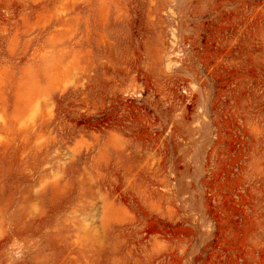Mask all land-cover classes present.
<instances>
[{"label": "rangeland", "instance_id": "obj_1", "mask_svg": "<svg viewBox=\"0 0 264 264\" xmlns=\"http://www.w3.org/2000/svg\"><path fill=\"white\" fill-rule=\"evenodd\" d=\"M72 1L0 0V264H264V0Z\"/></svg>", "mask_w": 264, "mask_h": 264}, {"label": "bare ground", "instance_id": "obj_2", "mask_svg": "<svg viewBox=\"0 0 264 264\" xmlns=\"http://www.w3.org/2000/svg\"><path fill=\"white\" fill-rule=\"evenodd\" d=\"M82 2H83V1H82ZM90 4H91V3H90ZM90 7H91V5H90ZM88 9H89V3H87V2L85 3V2H84V3H82V4H78L77 1H74V0H73V1L70 3V5H69L68 11H69V15H70V16H72V15L74 16L73 19L76 20V23H77V21H80L79 16H80L82 13H83V15H84V13H86V11H87ZM78 19H79V20H78ZM83 23H84V22H83ZM77 24H79V23H77ZM10 25H11V24H10ZM84 25H85V24H84ZM86 27H87V26H86ZM75 28H76V30L78 29V28H77V25L75 26ZM83 28H84V27H83ZM86 30H87V29H86ZM75 33H76V32H75ZM81 33H82V32H81ZM81 33H80V35H81ZM84 33H85V31H84ZM77 34H78V33H77ZM77 34H76V35H77ZM72 35H73V34H72ZM76 35H75L74 37H73V36L70 37V46H71V47H73L76 43H77V45L80 43V41H79V43H78V39H80V37H79L78 35H77V36H76ZM81 36H82V35H81ZM72 37H73V38H72ZM83 38H84V37H83ZM37 40H38V38H37V36H36V37H35V41H37ZM82 40H83V39H82ZM38 42H39V41H38ZM39 43H40V42H39ZM39 43H38V44H39ZM45 45H47V44H45ZM45 47H46V46H45ZM47 48H48V47H47ZM75 48H76V47H75ZM51 49H52V48H51ZM58 49H59V48H58ZM61 49H62V47H61ZM55 50H57V49H55ZM72 50H73V48H72ZM64 51H65V50H64ZM48 52H49V51H48ZM34 54H35V53H34ZM57 66H58V64H57ZM58 67H59V66H58ZM62 74H63V73H62ZM28 95H29V94H28ZM28 95H27V96H28ZM27 96H26V97H27ZM26 97H25V98H26ZM30 98L32 99V97H30ZM4 99H5V98H4ZM4 99H3V100H4ZM27 99H29V98H27ZM25 100H26V99H25ZM31 101L33 102V100H31ZM25 103H26V101H25ZM30 103H31V102H30ZM34 103H35V102H34ZM1 104H2V106L4 107L5 104H3V103H1ZM26 104H28V103H26ZM2 106H1V107H2ZM49 107H50V106H48V108H49ZM17 108H18V107H17ZM27 108H28V110H29V105H28ZM24 109H25V108H24ZM50 109H51V108H50ZM50 109H49V110H50ZM2 110H3V108L1 109V113H0V114H1V115H2V114L4 115V113L6 112V110H5L4 113H3L4 110H3V111H2ZM30 110H31V108H30ZM19 112H20V110H19ZM27 112H28L27 110H26V112L24 111V114H26ZM30 113H31V112L29 111V114H30ZM22 115H23V114H22ZM27 115H28V114H26L25 116H27ZM4 116H5V115H4ZM7 116H8V115H7ZM13 117L15 118L14 115H13ZM6 118H7V117H6ZM6 118L3 117V119H6ZM8 118H9V117H8ZM21 118H23V116L20 117V120H21ZM24 118H26V117H24ZM17 119H19L18 116H17ZM26 119H27V122H29L28 119H31V118L28 117V118H26ZM7 120H8V119H7ZM15 120H16V118H15ZM15 120H13V118H12V120H11V117H10L9 122H10V121H15ZM24 120H25V119H23V121H24ZM0 121H2V117H1ZM17 121H19V120H17ZM25 121H26V120H25ZM32 121H33V119H32ZM3 122H4V121H3ZM5 122H6V121H5ZM7 123H8V122H7ZM11 123H12V122H11ZM0 124H1V123H0ZM8 124H9V123H8ZM8 124H7V125H8ZM3 125H5V124H3ZM3 125H2L1 128L6 127V126L3 127ZM11 125L13 126L14 124H11ZM15 125L17 126V123H16V122H15ZM20 125L22 126V124H20ZM21 126H19V127H21ZM23 126H24V128H25V125H24V124H23ZM23 126H22V127H23ZM31 126H32V124H31ZM8 127H10V126H8ZM22 127L20 128V130L22 129ZM26 128L28 129V128H29V125H28ZM26 128H25V129H26ZM5 129H6V128H5ZM8 129H9V128H8ZM8 129H7V130H8ZM12 129H13V128H12ZM25 129H23V130H24L25 133H26V130H27V129H26V130H25ZM20 130H18V131H20ZM23 130H22V131H23ZM4 131H5V130H4ZM16 131H17V128H16ZM18 131H17V132H18ZM7 132H8V131H7ZM26 134H27V133H26ZM26 134H23V135H26ZM22 137H24V136H22ZM21 139H22V138H21Z\"/></svg>", "mask_w": 264, "mask_h": 264}]
</instances>
